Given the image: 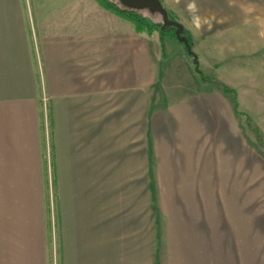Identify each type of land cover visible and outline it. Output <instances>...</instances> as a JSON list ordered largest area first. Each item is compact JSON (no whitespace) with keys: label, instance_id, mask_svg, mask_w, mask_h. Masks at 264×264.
<instances>
[{"label":"crops","instance_id":"1","mask_svg":"<svg viewBox=\"0 0 264 264\" xmlns=\"http://www.w3.org/2000/svg\"><path fill=\"white\" fill-rule=\"evenodd\" d=\"M181 6L245 25V0ZM192 29L201 69L195 44L213 31ZM213 81L184 45L138 32L97 0H0V264H47L48 128L60 264H151L154 181L159 203L210 204L215 187L242 202L243 149L215 168L214 148L220 135H245L238 94ZM207 216L206 205L198 219L210 228Z\"/></svg>","mask_w":264,"mask_h":264},{"label":"rangeland","instance_id":"2","mask_svg":"<svg viewBox=\"0 0 264 264\" xmlns=\"http://www.w3.org/2000/svg\"><path fill=\"white\" fill-rule=\"evenodd\" d=\"M164 2L175 18L187 26L185 29L190 37L195 21L203 30L213 31L207 42L195 44L201 50V69L214 80V86L222 88V85H227L237 91L240 113L235 114V117L245 128V135H220L218 140L215 139V168H220L222 160L230 158L223 153L233 148L243 149V153L240 151L239 163L245 169L246 185L244 199L241 202L240 198V203L237 202L238 198L227 196L226 193L219 195L225 188L215 187V196L210 204H170L159 203L161 198L154 181L155 188H150L151 264H264V144L259 140V137L264 140V0H245L244 26L235 24L232 12L189 13L180 7L182 2L188 3L189 0ZM142 12L155 22L162 19L159 14L147 10ZM154 33L158 34L157 31ZM228 98L232 102V95H228ZM48 132L49 179L43 190L44 204L51 222L52 242L48 244L47 264H60L49 128ZM238 137L239 144H235L233 139ZM151 155L153 157L152 143ZM220 174L221 170L215 171L219 180ZM153 178L155 173L151 181ZM218 182L221 184L222 181ZM206 205L210 228L204 220L198 219ZM158 239L159 263L154 259Z\"/></svg>","mask_w":264,"mask_h":264},{"label":"trees","instance_id":"3","mask_svg":"<svg viewBox=\"0 0 264 264\" xmlns=\"http://www.w3.org/2000/svg\"><path fill=\"white\" fill-rule=\"evenodd\" d=\"M97 1L103 7L107 8V9L115 12L117 15H119V16H121V17H123V18H125V19H127L129 21H131L134 24V26H135V28L137 29L138 32H146L148 34H152L154 31H157L158 35H159V37H160V39L162 41H164V39L167 38V37H171L176 42H180V41L177 40L176 35H175L176 27L168 26V27L162 28V23H163L162 19H161L160 22H155L150 17L144 15V13L142 12L144 10H138V9L125 7V6L121 5L117 0H97ZM168 14H169V17L171 19L177 20L170 10H168ZM184 34L187 35V37L189 39V42L192 45V38L190 37V34L188 33L187 29H184ZM182 45H183V43H182ZM185 51L188 54L186 48H185ZM189 56H191V55H189ZM196 70L201 75V78L203 80H213L212 78L206 76L204 74V72L200 69V67L198 69L196 68ZM224 90L227 91V92H233L235 94V91L233 89H230L226 85H224ZM238 107H239V103H238V100H237V98L235 96V98H234V111L236 113H240V111L238 110ZM247 119L249 120V118H247ZM49 125H50V120H49ZM259 140H260V142L262 144H264V140L261 137H259ZM57 218H58V215H57ZM48 222H49L50 233H52L51 222L50 221H48ZM58 230H59V228H58ZM49 242L51 244L52 235H50Z\"/></svg>","mask_w":264,"mask_h":264},{"label":"water","instance_id":"4","mask_svg":"<svg viewBox=\"0 0 264 264\" xmlns=\"http://www.w3.org/2000/svg\"><path fill=\"white\" fill-rule=\"evenodd\" d=\"M121 5L138 9L147 10L149 13L159 14L162 18V28L173 26L176 27L175 35L178 41L183 43L189 55L192 56L196 68H199V59L196 52L193 50L191 43L186 34H184V25L175 19H171L167 8L163 5L161 0H117Z\"/></svg>","mask_w":264,"mask_h":264},{"label":"clouds","instance_id":"5","mask_svg":"<svg viewBox=\"0 0 264 264\" xmlns=\"http://www.w3.org/2000/svg\"><path fill=\"white\" fill-rule=\"evenodd\" d=\"M190 7H194V6H190Z\"/></svg>","mask_w":264,"mask_h":264}]
</instances>
